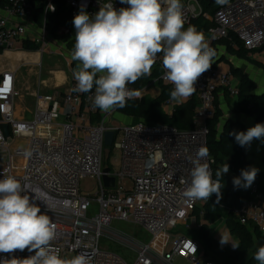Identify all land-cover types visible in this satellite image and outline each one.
<instances>
[{"label":"built area","instance_id":"1","mask_svg":"<svg viewBox=\"0 0 264 264\" xmlns=\"http://www.w3.org/2000/svg\"><path fill=\"white\" fill-rule=\"evenodd\" d=\"M38 1L44 6L43 26L35 40L38 49L42 55L56 54L67 59L66 52L50 49L49 39L54 36L47 20L54 0ZM65 1L73 18L82 5L85 11L94 14L100 4L109 2ZM111 2L116 9L128 7L120 0ZM215 2L217 8L212 17L215 25L207 31L206 40L215 55V43L223 38H236L246 49L264 51V0ZM182 5L185 26L200 15L202 5L199 0H184ZM34 15L33 0H8L4 12L0 13V55L4 51L22 49L28 32L23 21ZM58 32L68 33L69 29L60 27ZM162 60V53L158 54L155 64L162 65ZM70 69V88L52 97L49 103L37 106L29 119L18 118L15 113V102L21 94L16 72L5 69L0 75V179L5 175L14 176L25 189L24 194L30 197L36 194V203L56 225L52 246L59 250L62 258L71 259L84 253L91 264H177L175 260L179 257L187 264H224L207 255L196 238L174 228L178 225L201 228L203 225L204 206L210 198L190 201L184 191L190 183L193 167L190 160L201 146L207 147L208 120L217 111L219 89L226 90L231 97L238 95L232 73L212 65L200 76L195 93L189 97L198 101L193 127L180 129L147 120L114 126L112 115L116 110L103 112L94 106L95 88L87 93L74 91L76 69ZM163 77L162 67L160 80L173 89ZM127 87L130 89L129 84ZM173 104L169 98L164 107ZM3 124H8L9 136ZM107 131L114 132L109 148L105 145ZM119 132L122 136L117 141ZM113 149L119 153L118 166L108 161ZM214 162L209 153L207 163L213 179ZM105 167H109V172H104ZM105 174L115 179L114 186L105 185ZM86 177L97 180L96 197L82 189L81 181ZM125 180L132 185L124 184ZM94 202H98V211L91 215ZM230 211L240 223L256 224L264 238V191L257 182L250 186L248 198ZM114 221L140 225L151 238L140 241L132 261L100 244L105 230ZM214 225H210L211 230ZM221 229L228 232L225 223ZM30 255L34 253L27 249L17 250L0 253V260L13 256L24 259Z\"/></svg>","mask_w":264,"mask_h":264},{"label":"clouds","instance_id":"2","mask_svg":"<svg viewBox=\"0 0 264 264\" xmlns=\"http://www.w3.org/2000/svg\"><path fill=\"white\" fill-rule=\"evenodd\" d=\"M120 3L128 7L116 9L109 0L100 4L94 14H89L82 5L74 16L71 60L78 63L73 72L77 82L73 90L87 93L95 88L93 103L103 112L123 108L127 99L139 96V92L128 89L127 85L150 76L157 55L162 53L163 78L174 86L170 99L184 103L195 93L200 76L212 66L214 50L195 27L184 28L181 0H120ZM230 135L241 147L250 146L254 139L264 140V123ZM208 155V148L201 146L190 160L193 165L190 183L184 191L190 201H208L213 194L217 200L221 197V181L229 165L218 168L213 179ZM258 171L255 167L242 169L240 176L233 178L234 187H250ZM24 192L14 176L0 179V253L27 249L34 255L24 259L13 256L0 260V264H91L84 253L71 259L60 256L59 250L52 246L56 225L36 203V194L30 197ZM229 242L234 249L239 248L238 242L221 235V244ZM254 259L264 264V244L258 247Z\"/></svg>","mask_w":264,"mask_h":264},{"label":"trees","instance_id":"3","mask_svg":"<svg viewBox=\"0 0 264 264\" xmlns=\"http://www.w3.org/2000/svg\"><path fill=\"white\" fill-rule=\"evenodd\" d=\"M202 5L200 15L194 17L187 26H193L197 30L209 31L215 25L213 15L216 11L217 4L215 0H199ZM184 0H181L183 3ZM35 5V13L38 18V23L43 22L44 6L42 1L33 0ZM8 0H0V8H6ZM54 8V10H52ZM73 17L70 8L67 7L65 0H54L51 9L49 10L47 25L51 27V34L62 35L66 38H72L68 47L74 48L75 43V28L72 23ZM60 27L69 29L68 33H59ZM219 42L225 43L230 49L232 45H238L234 50H238L239 55L247 56L248 50L236 38H223ZM38 48V46L36 47ZM69 48V49H70ZM72 51V50H71ZM74 67L77 62H73ZM232 72L236 75L240 82L238 86V111L246 114L255 115L257 123H264V92L257 94V83L247 73L242 70L232 68ZM162 73V65L154 64L151 75L144 76L138 79L135 83H130V90L141 92L146 88L152 80H156L157 86L161 93L159 96L151 98L148 96H134L126 101L123 108L115 110L123 115L136 117L139 120H147L155 123L167 124L176 126L180 129H191L193 127V117L197 106L196 98L190 99L182 104H175L173 110L168 112L164 104L170 98L169 93L172 90L171 86L164 84L160 80ZM217 101V100H216ZM217 105V103H216ZM220 111L217 109L214 117L208 120L209 133L207 136V148L209 153L214 157V173L218 168L228 163L229 171L222 177L223 188L221 189V197L217 200L215 194L210 197V200L205 204L203 214V225L201 226L199 237L209 246L215 254L212 259L223 262L224 264H257L254 259V254H251L255 241L264 244V238L254 223L242 224L235 215L230 211L234 207L239 206L243 200L248 198V188H235L233 178L240 176L242 169L252 167L251 162L247 157L249 146L241 147L235 141V137L230 135L233 131H246L243 122L237 119H228L222 123ZM98 117V116H97ZM254 182L260 185L264 191V182L257 175ZM200 221V218H199ZM224 221L228 232L236 238L239 243V248L234 249L229 245H222L215 237L211 236L210 225L216 222Z\"/></svg>","mask_w":264,"mask_h":264},{"label":"crops","instance_id":"4","mask_svg":"<svg viewBox=\"0 0 264 264\" xmlns=\"http://www.w3.org/2000/svg\"><path fill=\"white\" fill-rule=\"evenodd\" d=\"M3 12L4 8H0V13ZM23 22H25L28 32L27 37L22 42V49L17 51H4L0 55V75L5 69H11L16 72V83L21 94L15 102V113L18 118L29 119L32 117L37 106L47 104L52 97L67 91L71 86V78H69L70 75L66 74L64 69L59 67L61 66L59 64L54 68L50 67L49 69H45L48 74L45 81L41 78L44 67L43 55L40 53L39 49L36 48L38 45L35 40L40 34L43 22L41 24L38 23L36 13L33 17ZM198 31L204 35L205 40L209 38L207 31ZM49 40L50 49L59 51L65 48L66 43L56 40L55 37H50ZM215 45L217 47V54L212 59L213 66L223 71H230L234 77V83L237 88L240 80L233 74L232 68L242 70L256 81V93L261 94L264 92V51H253L244 47L248 50V54L247 56H241L237 54L238 50H234L238 45H234L235 47L232 45L233 48L231 49L223 42L218 41ZM49 55L54 56L56 54ZM66 61L69 67H74L72 66L73 61L70 57H67ZM68 61H72V63ZM51 73H53V75ZM36 77H38V82L36 81ZM152 82H154V80L139 93V96L154 98L160 95V88L157 84L152 86ZM62 84L65 85L64 88H62ZM60 87L62 89H59ZM36 97H38V100H36ZM190 99L191 98H188L186 101ZM216 103L217 109L221 113L220 118L222 123L228 119H237L244 123L246 130L257 124V117L255 115L238 111V97H231L226 90L219 89ZM175 104L177 103L174 101L172 107H165V109L171 112ZM246 154L252 167L259 169L257 175L264 182V140L254 139ZM231 238H233V236H231Z\"/></svg>","mask_w":264,"mask_h":264},{"label":"rangeland","instance_id":"5","mask_svg":"<svg viewBox=\"0 0 264 264\" xmlns=\"http://www.w3.org/2000/svg\"><path fill=\"white\" fill-rule=\"evenodd\" d=\"M48 28H50V25H48ZM55 36H56L55 37L56 40H59L60 42H63L66 44L69 43V41L72 39V38H66L65 36H62V35H55ZM72 46L74 47V44H72ZM69 48L70 47H68V50L66 48L61 49L59 50V52L64 51L69 55V57H71V52H72L71 50L73 49L72 48L69 49ZM43 62H44V67L42 70L41 78H43L44 81L46 80V77L48 76L47 71L45 69H49L50 67L54 68L58 64L61 65L59 67L61 69H64L66 74L70 75L69 78H71L72 74L70 72V67L67 65V61L63 56H59V55L53 56V55H49L48 53H44ZM73 68L76 69L77 66ZM51 74L53 75V73ZM36 81L38 82V77H36ZM156 83H157L156 80H154V82H152L151 85L155 86ZM64 87L65 85L62 86V88ZM62 88L60 87L59 89H62ZM36 100H38V97H36ZM137 121H140L139 118L123 116L117 111L112 115V124L117 127H119L121 123L126 124V123L137 122ZM121 136L122 134L121 132H119L117 134V138H118L117 141H120ZM108 161L114 166H118L120 164L119 153L115 149L112 150L108 158ZM124 184H126L127 186L132 185L129 180H125ZM96 186H97V180L94 178L86 177L82 179L81 181L82 189L90 192L91 195L94 197H96L95 196ZM97 211H98V202H94L90 209V214L94 215L97 213ZM215 224L216 225H214V229L213 230L210 229L211 236L218 239L219 242L221 241V235L226 240L237 241L235 237L231 238L230 233H228L226 230L221 229L224 226V221H220V222L218 221ZM200 229L201 228H196L193 225L190 228L189 227L186 228L185 225H178L176 228H174V231L183 232V233L189 234L193 238H196L200 242L202 247L205 249L204 252L207 255L214 257L215 254L212 252L209 246L199 237ZM150 239L151 238L148 232H146L140 225L128 223L125 221H114L112 226L105 230L101 238L100 244L104 248H108L116 252H119L127 260L132 261L135 259L136 250L140 244V241H149ZM222 245L223 246L229 245L232 247V244L230 242L226 244H222ZM260 245L262 244H260L258 241H255V245L252 248L251 254L255 253ZM175 263L187 264L186 260L183 257L177 258L175 260Z\"/></svg>","mask_w":264,"mask_h":264},{"label":"water","instance_id":"6","mask_svg":"<svg viewBox=\"0 0 264 264\" xmlns=\"http://www.w3.org/2000/svg\"><path fill=\"white\" fill-rule=\"evenodd\" d=\"M3 127H4L6 135L9 136L10 135V131H9L8 124H3ZM113 141H114V132L113 131H107L105 133V145H106V147L109 148L113 144ZM104 172L105 173L109 172V167H105L104 168ZM103 180H104V183H105L106 186H111L112 187L115 184V179L109 177L106 174L103 176Z\"/></svg>","mask_w":264,"mask_h":264}]
</instances>
